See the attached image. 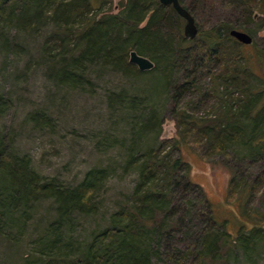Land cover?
I'll return each instance as SVG.
<instances>
[{"label": "trees", "instance_id": "1", "mask_svg": "<svg viewBox=\"0 0 264 264\" xmlns=\"http://www.w3.org/2000/svg\"><path fill=\"white\" fill-rule=\"evenodd\" d=\"M108 1L0 0V53L23 52L12 29L38 34L53 23L52 39L83 44L63 65L62 76L73 86L84 81L83 63H112L126 74L139 72L130 61L136 48L153 61L162 86L171 91L175 136L159 139L162 121L155 109L134 118L124 168L136 171L137 181L105 227L82 248L76 264H225L226 254L236 248L253 253L264 238V171L253 183L243 172L255 164L264 166V73L257 74L252 65H263L264 48L246 53L256 43L243 45L229 34L243 28L239 22L197 26L196 37L189 39L183 34V19L169 5L122 0L119 11L107 12ZM180 2L194 18L191 7ZM229 2L241 8L243 23L259 12L258 27L264 28V0ZM124 97L114 92L110 100L119 108ZM10 103L0 94V112ZM206 105L215 107L210 114L197 112ZM35 114L38 121L48 118ZM184 146L230 173L226 194L236 206L235 232L227 230L225 219L219 221L213 203L192 182L190 163L181 154ZM110 173L107 165L93 166L80 183L65 185L37 171L28 154L13 149L0 135V234L7 235L6 226L14 229L21 219L27 223L29 205L38 199L56 200L54 229L62 230L74 212L95 213L96 194ZM5 220L11 224L4 225Z\"/></svg>", "mask_w": 264, "mask_h": 264}, {"label": "rangeland", "instance_id": "2", "mask_svg": "<svg viewBox=\"0 0 264 264\" xmlns=\"http://www.w3.org/2000/svg\"><path fill=\"white\" fill-rule=\"evenodd\" d=\"M121 1L109 0L106 11H119ZM182 1L193 10L198 28L223 21L232 25L239 22L244 25L241 30L250 33L256 43L255 48L248 46L246 53L264 48L259 12L243 23L241 8L229 0ZM54 28L50 23L38 34L11 30L24 50L0 53V94L11 102L8 110L0 112V135L13 149L28 154L37 171L65 185L80 183L93 166L107 165L111 173L105 188L96 194L95 213H72L62 230L52 226L58 219V205L53 197L32 202L31 210L25 214L29 217L27 223L21 219L14 229L6 226L7 235L0 234V264H76L84 252L82 248L105 227L111 211L124 203L137 181V172L124 168L132 147L131 131L137 123L134 118L155 109L162 121L159 139L176 134L171 91L162 86L159 71L141 72L139 68V72L130 75L112 63L88 62L81 65L84 81L73 86L62 76L63 65L83 44L71 38L64 43L52 39ZM262 64L259 67L252 63L257 74L260 70L264 73ZM114 92L125 95L119 108L113 106L118 104L114 98L110 100ZM209 105L197 112L210 114L215 107ZM37 112L48 115L47 120L38 121ZM181 154L190 163L192 182L198 183L213 203L219 221L225 219L227 230L235 232L239 222L235 203L227 199L228 170L220 163L205 162L187 146ZM247 168L243 173L249 183L264 171V166L258 164ZM254 194L256 197L258 193ZM3 224L11 223L5 220ZM57 234L60 241L57 248L53 246L55 254L51 247L58 240ZM222 262L264 264V238L253 253L236 248Z\"/></svg>", "mask_w": 264, "mask_h": 264}, {"label": "water", "instance_id": "3", "mask_svg": "<svg viewBox=\"0 0 264 264\" xmlns=\"http://www.w3.org/2000/svg\"><path fill=\"white\" fill-rule=\"evenodd\" d=\"M164 6L169 5L173 8L174 11L183 19L184 26H183V34L187 38H194L197 35V25L194 22V18L192 14L187 11L183 5L181 4L180 0H158ZM229 34L232 38L237 40L239 43L243 45H248L252 43L253 37L250 33L242 31L240 29H231L229 30ZM130 61L131 63H135L140 68L141 72H146L147 70H152L154 67L153 61L146 57L138 54V50L133 48L130 51Z\"/></svg>", "mask_w": 264, "mask_h": 264}, {"label": "bare ground", "instance_id": "4", "mask_svg": "<svg viewBox=\"0 0 264 264\" xmlns=\"http://www.w3.org/2000/svg\"><path fill=\"white\" fill-rule=\"evenodd\" d=\"M131 54V53H130ZM154 68V67H153Z\"/></svg>", "mask_w": 264, "mask_h": 264}]
</instances>
